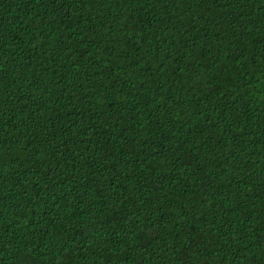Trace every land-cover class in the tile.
Wrapping results in <instances>:
<instances>
[{"label":"trees","instance_id":"trees-1","mask_svg":"<svg viewBox=\"0 0 264 264\" xmlns=\"http://www.w3.org/2000/svg\"><path fill=\"white\" fill-rule=\"evenodd\" d=\"M0 264H264V0H0Z\"/></svg>","mask_w":264,"mask_h":264}]
</instances>
